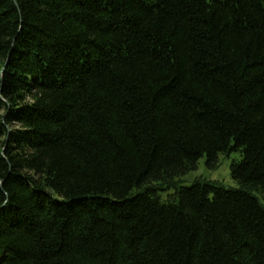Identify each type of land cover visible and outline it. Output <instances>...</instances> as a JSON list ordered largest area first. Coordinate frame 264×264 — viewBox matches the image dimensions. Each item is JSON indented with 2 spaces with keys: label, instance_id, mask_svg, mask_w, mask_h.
Wrapping results in <instances>:
<instances>
[{
  "label": "trees",
  "instance_id": "16d2710c",
  "mask_svg": "<svg viewBox=\"0 0 264 264\" xmlns=\"http://www.w3.org/2000/svg\"><path fill=\"white\" fill-rule=\"evenodd\" d=\"M263 198L264 0H0V264H264Z\"/></svg>",
  "mask_w": 264,
  "mask_h": 264
},
{
  "label": "rangeland",
  "instance_id": "374dc122",
  "mask_svg": "<svg viewBox=\"0 0 264 264\" xmlns=\"http://www.w3.org/2000/svg\"><path fill=\"white\" fill-rule=\"evenodd\" d=\"M241 159V153L233 151L229 153H219L213 165L207 163L206 156L199 158L196 167L179 177V186H190L195 180H202L219 184L227 189H237L238 184L231 178L230 164L232 161ZM264 207V198L261 199Z\"/></svg>",
  "mask_w": 264,
  "mask_h": 264
}]
</instances>
